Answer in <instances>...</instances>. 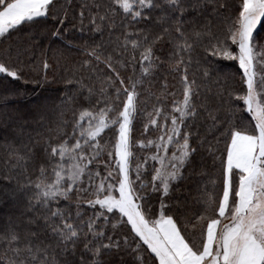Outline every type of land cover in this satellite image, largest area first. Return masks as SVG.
I'll return each instance as SVG.
<instances>
[{
	"label": "snow or ice",
	"instance_id": "obj_1",
	"mask_svg": "<svg viewBox=\"0 0 264 264\" xmlns=\"http://www.w3.org/2000/svg\"><path fill=\"white\" fill-rule=\"evenodd\" d=\"M74 30L0 92V264H264V0H0V74Z\"/></svg>",
	"mask_w": 264,
	"mask_h": 264
},
{
	"label": "trees",
	"instance_id": "obj_2",
	"mask_svg": "<svg viewBox=\"0 0 264 264\" xmlns=\"http://www.w3.org/2000/svg\"><path fill=\"white\" fill-rule=\"evenodd\" d=\"M79 2V0H77ZM88 33L85 31L81 33L78 30H74L67 34L63 40H56L51 43L52 48H65L67 51L65 58L61 59L59 64L51 63L50 69L47 70L48 80L46 83H33L25 82L26 80L38 79L43 76L45 70L39 63L33 65L32 68L26 69L25 79L14 81L11 78H6L3 74H0V92L5 90H18L21 93H27L15 98H10L8 101L9 108L18 107L22 111H29L37 104H45L56 101L57 97L61 96L66 87L65 79H73L71 75L72 71L77 66L78 62L84 59V52L80 49V45L87 40ZM99 39V37H97ZM42 43L45 46L49 45V40L44 39ZM230 64L231 62H225ZM194 70V69H193ZM84 75L88 73L85 71ZM171 84V78H169ZM158 87V85H157ZM177 85V89H178ZM0 110H2V102H0ZM6 133L3 129H0V158L5 155L6 148ZM10 202L0 205V224L3 223L4 218L11 211Z\"/></svg>",
	"mask_w": 264,
	"mask_h": 264
}]
</instances>
